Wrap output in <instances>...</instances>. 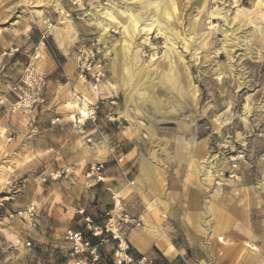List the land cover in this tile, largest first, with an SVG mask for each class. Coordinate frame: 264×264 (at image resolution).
Returning <instances> with one entry per match:
<instances>
[{
	"label": "rangeland",
	"instance_id": "rangeland-1",
	"mask_svg": "<svg viewBox=\"0 0 264 264\" xmlns=\"http://www.w3.org/2000/svg\"><path fill=\"white\" fill-rule=\"evenodd\" d=\"M140 2L0 0V34L9 42L2 53V63L13 58L11 63L22 67L18 76L10 70L14 65L4 68V72L10 68L11 76H5L1 96L13 99L10 107H3L2 115L6 119L11 118L8 115L17 116L10 121L19 130L23 129V116L36 114L53 131L49 143L60 149L76 145L82 161L68 168L36 171L35 177H27L22 189L8 184L10 195L21 190L26 194L39 185L40 195H44L50 184L59 180L66 182L65 188L70 187L69 178L78 175L74 171L77 167H82L86 179L96 180L88 176L90 167L96 164L83 162L90 155V145L73 127V120L81 112L94 109L97 119L115 118L123 131L130 132L141 153L156 168L160 166L168 172L169 183H179L182 196L199 200L201 226L204 231L209 229L210 236L215 229V245L218 244L207 264H245L250 260L263 264L264 2L174 0L182 34L189 39L187 49L155 30L147 39L141 33L134 37L125 33L128 14L143 11ZM193 23L194 35H190ZM45 41L64 66L68 79L63 78L60 83L65 85L60 86L41 75L40 97L32 112H14L11 105L21 94L12 92L11 87ZM122 41L130 45L128 61L123 66L115 55ZM171 48V56L167 57ZM61 53L64 56L59 58ZM171 62L174 73H169ZM173 75L178 79L176 85L171 83ZM137 86L146 93V100H140ZM87 93L92 100L84 104ZM150 99L153 103L147 101ZM55 118L60 122L52 126L50 120ZM23 142L24 138L6 142L8 154L0 152V161L20 151ZM60 156L65 159L69 154ZM63 171H67L65 177L55 179ZM189 177L194 180L191 185L187 183ZM82 208L76 209L75 216L82 217L77 214ZM211 208L217 211L212 214ZM244 213L248 216V230L241 224ZM79 225L87 233L84 222ZM206 237L208 240V234L203 235L204 241Z\"/></svg>",
	"mask_w": 264,
	"mask_h": 264
},
{
	"label": "crops",
	"instance_id": "crops-1",
	"mask_svg": "<svg viewBox=\"0 0 264 264\" xmlns=\"http://www.w3.org/2000/svg\"><path fill=\"white\" fill-rule=\"evenodd\" d=\"M8 43L0 34V98H4L1 92L4 91L5 76H11L10 70L18 76L22 69L11 63L13 58H7L2 63V53ZM41 45L38 47L39 61L35 66L37 73L57 85H65L60 83L63 78L68 79L64 66L54 51L47 48V41L41 42ZM63 56L61 53L59 58ZM12 65L13 68H6L7 72H4L6 66ZM77 89L83 90L80 87ZM12 99L5 98V104L0 106V152L8 154L5 143L13 139L24 138V142L20 151H13L0 161V201L4 200L0 209V264H74L82 257L67 259L68 245L63 242L65 230L71 226L75 231H82L79 223L85 216L101 224L104 213L122 211L139 219L136 225L125 231L129 254L133 259L144 256L153 264H207L211 261L218 244L211 250L209 229L207 227L208 231H204L201 226L199 200L182 196L179 183H174L175 180L169 183L168 172L160 166L156 168L149 157L141 153L136 138L130 136V132L127 134L126 129L123 131L115 118L96 117V123L84 124L91 144H88L90 155L83 162L102 164V181L86 179L82 167H77L74 171L78 175L69 178L70 187L65 188L66 182L59 180L51 183L44 195H40V185L37 190L31 189L26 194L21 190L10 195L11 189L7 185L11 182L28 180L27 177L34 176L36 171L41 173L57 167L68 168L82 162L76 145L60 149L49 143L48 138L53 131L47 128L46 120H39L36 114L23 116V129L18 130L16 123L10 121L15 116L8 115L11 118L6 119L1 112L3 107H10ZM73 127L80 135L76 126ZM80 137L84 140L83 136ZM59 149L61 151L57 152ZM52 152L57 155L54 157ZM61 153L69 156L63 159ZM193 181L191 177L187 179L190 185ZM32 205L36 207L39 218L35 224L27 214ZM80 207H84V216H75L76 209ZM19 212L21 216L16 215ZM207 234L208 240L206 237L204 241L203 235ZM28 243L32 244V248L26 246ZM97 244L98 240L93 239L92 245ZM98 248L103 256L99 264H112L113 243ZM255 262L244 261L245 264Z\"/></svg>",
	"mask_w": 264,
	"mask_h": 264
},
{
	"label": "built area",
	"instance_id": "built-area-1",
	"mask_svg": "<svg viewBox=\"0 0 264 264\" xmlns=\"http://www.w3.org/2000/svg\"><path fill=\"white\" fill-rule=\"evenodd\" d=\"M16 51V50H15ZM39 60L38 53L34 54L29 62L26 64L24 74L19 81L11 87L12 92H18L21 94V98L11 105L12 111H18L23 114H30L35 105H37L40 97V85L43 82V77L35 70V63ZM4 98H0V106L4 105ZM85 115H80L77 119L73 120V124L77 128V132L83 136L87 144H91V138L86 135L84 130L85 122L92 124L96 123V113L94 109H88ZM59 121L55 118L51 121V125H54ZM102 164H96L90 167L88 176H95L97 181H102ZM67 171L61 172V174L55 176V179L60 178L61 175L65 177ZM26 180H20L18 182H11L9 186L22 189L25 187ZM132 185V182L130 183ZM2 202H0V209ZM22 213H16L21 216ZM27 214L33 222L36 221L37 213L34 208H30ZM77 214L84 216V211L80 210ZM85 229L87 234L82 231H75L71 228L65 230L63 235V242L68 245L67 253L71 260H76L77 257L81 259L74 262V264H99L101 261V254L99 246L106 243H113L111 251L112 264H153L152 261L142 256L135 260L129 254L130 247L125 237V231L127 228L136 225L139 219L135 216H131L126 212H106L102 218L101 224H96L89 217L85 216L84 219ZM97 239L98 244L92 245V240ZM30 246V243L26 245Z\"/></svg>",
	"mask_w": 264,
	"mask_h": 264
},
{
	"label": "bare ground",
	"instance_id": "bare-ground-1",
	"mask_svg": "<svg viewBox=\"0 0 264 264\" xmlns=\"http://www.w3.org/2000/svg\"><path fill=\"white\" fill-rule=\"evenodd\" d=\"M261 3L264 2V0H260ZM171 3V5H170ZM205 4V3H204ZM111 5V4H110ZM140 9H142L143 11H136L135 12H131V14H128L127 16V22H128V26L126 27L125 33H131L132 36L134 37L136 33H141L142 35L145 36L144 39H147L150 35V33L152 32V30L156 31V34H164L168 40L172 41L173 44H175L177 41L181 42L183 47L185 49L188 48V45L186 44V41H189V39L185 38V36H183L182 34V30L179 24V18L177 15V9L175 6V2L174 0H141L140 2ZM113 7V6H112ZM127 7V6H126ZM129 8V7H128ZM127 9V8H126ZM204 9V5L202 7V10ZM128 10V9H127ZM138 10V9H137ZM130 11H132L130 9ZM145 12L146 13V18H143L141 16V13ZM107 15V17L110 15L109 13H105ZM122 14V13H121ZM105 15V16H106ZM143 15V13H142ZM110 17V16H109ZM194 25L195 23H193V28L191 30L190 35H194L193 31H194ZM139 26H142V28L139 30ZM104 27V26H103ZM101 28V27H100ZM107 28H109V24L107 25ZM124 31V30H123ZM124 33V34H125ZM127 33V34H128ZM126 35V34H125ZM228 36V35H226ZM245 36V35H244ZM228 38V37H227ZM234 39V38H233ZM203 40V39H201ZM232 40V39H231ZM229 41V40H228ZM130 45H128L126 42L122 41L119 46L116 48V53L115 55H117L118 58V63L123 66L127 61H128V48ZM172 50L169 49L167 51V57L171 56L170 55V51ZM132 51V50H131ZM138 52V51H137ZM140 59V58H139ZM183 58L181 57V60ZM39 61V60H38ZM183 62V60H182ZM175 66V65H174ZM113 67V66H112ZM111 67V68H112ZM147 67H151V65H148ZM169 67V73H172L173 70V65L171 62V66ZM168 70V69H167ZM174 73V72H173ZM143 79L145 80V78H141V85L144 83ZM177 78L173 75L172 79H171V83L173 85H176L177 83ZM82 80H80L81 82ZM182 86V85H180ZM141 86H137L136 89L138 90V95H142V97H140V100H146V93H142L140 90ZM191 88V87H190ZM189 89V88H188ZM195 93V89H193ZM86 92V91H85ZM191 91H189L190 93ZM191 92V93H192ZM198 92V91H197ZM188 93V94H189ZM83 94V93H82ZM191 95V94H190ZM91 96V95H90ZM89 96V93L85 94V97L83 99V102L85 104V102L87 103H91L92 98ZM193 96V95H192ZM191 96V97H192ZM78 97V96H77ZM80 97V96H79ZM82 97V95H81ZM154 98V96H152ZM156 99V98H155ZM155 99L153 101H155ZM138 101V99H137ZM150 101L151 103L152 100H147ZM193 101V100H192ZM156 102V101H155ZM136 103V102H135ZM83 104V106H85ZM149 104V103H147ZM158 104V103H157ZM143 105V104H142ZM159 105V104H158ZM150 106H154V104L150 105ZM165 107V106H164ZM87 107H85L86 109ZM81 110V109H80ZM84 111V110H83ZM82 115H85V113H80ZM126 114H123V117L127 119ZM125 120V119H124ZM133 131V130H132ZM135 134V133H134ZM211 182V180H209ZM216 206V205H215ZM218 206V205H217ZM222 209V208H221ZM213 211L215 213V209L211 208V212L213 214ZM220 212H217L216 214H219ZM226 215V214H225ZM223 216V215H221ZM221 222V221H220ZM248 216L246 213H244L241 216V224L243 227H245L246 230L249 229V224H248ZM228 224V223H225ZM215 230V229H214ZM214 230H212V235L210 236V244L212 245V249L214 247V245L216 244V240H215V232ZM218 241H222L221 239H218Z\"/></svg>",
	"mask_w": 264,
	"mask_h": 264
}]
</instances>
